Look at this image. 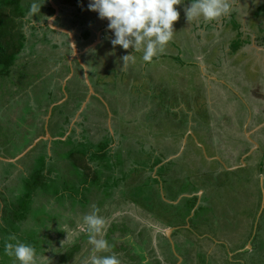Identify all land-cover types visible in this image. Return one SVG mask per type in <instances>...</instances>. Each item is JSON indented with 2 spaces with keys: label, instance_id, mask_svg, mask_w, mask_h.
I'll return each mask as SVG.
<instances>
[{
  "label": "rangeland",
  "instance_id": "rangeland-1",
  "mask_svg": "<svg viewBox=\"0 0 264 264\" xmlns=\"http://www.w3.org/2000/svg\"><path fill=\"white\" fill-rule=\"evenodd\" d=\"M33 2L22 0L20 8L29 11ZM251 3L253 13L249 22L254 25L259 9L264 6L256 0ZM91 12L86 9L82 15L88 17ZM174 31L164 55L156 60L154 57L144 67L145 75L136 87L129 85L127 89L121 87L122 81L115 83L113 90L123 94L120 106L118 94L111 100V96L103 93L111 90L107 82L94 88L89 101H94V105L84 111L87 121L83 120L82 124L92 128V136H84L85 141L75 140L71 135L66 139L59 137L50 146L41 139L31 149L33 159L28 160L29 154H25L11 162L4 160L13 158L9 156H16L32 143L25 136L26 128L39 127L42 131L47 125L51 134L58 132L59 114L69 113L70 99L89 93L82 81L70 79L65 87L69 98L53 106L51 114L48 109L50 118L44 123L45 114H41V119L40 112L46 111L43 107L49 103L48 95L61 96L56 90L67 75L68 48L57 49L47 41L50 35L41 38L26 30L37 44L29 43L13 66L5 69L0 65V157L3 158L0 190L6 193H0V264H13L12 258L3 252L5 240L13 235L21 242H40L37 264H56L53 255L59 252L64 255L69 246L79 241L80 248L64 264H85L93 246L88 243L83 217L93 207L99 209L98 215L105 220L103 238L113 235L120 238L119 242L127 243L124 248L117 244L118 250L115 249L123 258L121 264H264V126L255 134L246 129L251 136L238 128L249 116L253 118L250 130L264 118V63L254 64L249 59L263 55L255 51L258 53L255 57L254 50L245 44L216 65L218 46L194 48L185 39L188 29L175 26ZM94 47L90 56L82 59L86 62L91 56L92 60L99 56L100 64H96L101 78L107 79L114 73L119 74L118 78L124 75L136 78L135 73L132 77L131 71L124 73L126 68H122V57L134 51L121 50V46H115L120 50ZM138 53L134 54L135 62L130 61L128 66L137 61V65L145 63ZM198 53L205 57L196 59ZM64 54H67L65 59ZM200 62L215 65L207 70L200 68ZM73 68L74 73H82L75 63ZM151 78L161 84V89L154 90L155 83L149 85ZM147 91H153V99L147 96ZM178 98L183 101L178 103ZM181 103L183 106L178 107ZM232 106L242 115L235 113ZM109 111L114 116L108 119ZM222 116H228L226 123ZM113 135L115 144L110 143L112 154L106 155V162L95 161L93 168L92 163L84 160L90 165L83 168L90 174L80 171L75 160L83 159L75 157L80 156L81 149L88 146L95 149L97 142L109 141ZM210 136L216 138L210 142ZM185 139L179 157L162 167L170 168L169 174L162 173L161 177L165 179L162 184L165 199L175 200L174 205L166 204L159 199L160 185L151 183L155 178L149 179L156 173L152 160L175 154ZM251 139L260 148L256 144L249 148ZM76 147L77 154L73 155L71 151ZM233 164H236L234 169ZM92 173H95L94 182ZM113 181L118 183L111 188ZM189 183L200 191L202 202L198 210L192 213L191 208L187 214L189 202L185 198L177 200ZM37 221L42 225L38 226ZM113 224L127 230L109 232ZM142 228L150 230L148 242L146 237L137 235ZM166 230L169 233L164 237L162 233ZM131 237L133 242L129 240ZM171 242L177 245V252ZM108 252L111 249L96 255L104 256ZM134 252L137 258L131 257ZM3 257H6L4 262Z\"/></svg>",
  "mask_w": 264,
  "mask_h": 264
},
{
  "label": "crops",
  "instance_id": "crops-1",
  "mask_svg": "<svg viewBox=\"0 0 264 264\" xmlns=\"http://www.w3.org/2000/svg\"><path fill=\"white\" fill-rule=\"evenodd\" d=\"M251 1L252 0H229V2L231 4V11L229 12V14L222 15L221 17H219L216 20L211 21V22H206L203 20L202 17H200V18L194 19L191 23H189L186 20L185 8L190 5V0H183V2L180 4V6L176 5L177 10L180 12L178 20H181V21H180V23H178V25L176 23L178 20L175 21L173 24V27L181 26V27H184V29H186V30L188 29V32L185 33V35H186L185 39L189 40L191 46L194 48L203 47L206 49L211 44H213L214 47L218 46V53L216 55V61H215L216 65L221 63L226 57L229 56V54H234L235 52H237V49L234 51L232 50V47H231L232 44L231 45L228 44L229 42L234 41L235 37H236V39H237V37H239L243 42V43H241L240 47H238V48H243L246 44L252 48L251 49L252 51L254 50L253 52H254L255 57H257V54H258L255 51H258L259 54L263 55V57H261V58L257 57V58H255V60H253L252 58H249L253 61L254 64H257V63L260 64V61L262 63H264V42H263L264 41V21L261 20V18L264 19V7L259 9L258 15L255 19V21L256 20L257 21L254 23V25H252L251 22H249V17L253 13L250 11L251 7H252ZM256 2H260V4L264 6V0H256ZM88 3H89V0H59L58 6L60 8V12L62 11L64 17L67 16V18L69 19L68 23L72 22V23L81 24V26L83 25V29H81L80 31H77V28L72 29L73 37H75L76 39H77V36H82V38H84V39L86 38L84 42L86 44H89L87 48H89L90 46L94 47L96 45L99 50H101V47H106V48L110 49L111 47H113V45L110 43V40H111V38H114V37H113L112 32L107 29L108 21H107V19H103V20L100 19L98 17V13L95 11H92L88 15V17H84L83 15H85V14H83L82 12H84L86 9H88V7H87ZM62 23H64V24H62ZM66 23L67 22L63 21V22H61L60 25L65 26V27H67L66 29H68V26ZM253 28H255V29H253ZM26 30L27 29H25V32H26ZM250 37H251V39H250ZM261 40H262V43L258 42ZM170 42H172V41H170ZM114 50H120V49H116V47H115ZM121 50H124V49L122 48ZM127 50L133 51L132 48H129ZM138 54L142 58V53L139 52ZM163 55H164V53L157 56V57H161ZM157 57H155L154 59L156 60ZM204 57L205 56L202 53L196 54V59L201 58V60H202V58H204ZM99 59L100 58L98 56L97 59H94L93 61H91L90 65H89L90 66L89 69L87 68V66H85V70L83 68V70L86 71V73H87V77H88L89 83L91 85L92 92H91V94L88 93V94H90V96L87 97L88 94H86V96H84L82 98L80 95H79V97H75L74 99H72L70 97L71 99H70L69 103H72V104H70L71 108L68 110L69 113H66V116L64 117L63 123L60 126H58V132L56 131L53 134H51V132L49 131L50 129L47 127V125H45L46 128L42 131L39 129V127L35 128L33 130L32 129L29 130V131H32L33 133H35L36 137L33 133L28 132V130L25 131V133H26L25 135L27 136V138L31 139V141H32V143L30 145H28L27 148L31 145L32 146L27 150L25 149L26 151H24L23 154L20 155L21 157H23L25 154H29V157L27 159L29 160L31 157L33 159L34 155H32L33 150H31V149L37 147L36 145L38 142L41 141V139L43 141H45L46 145L50 146L51 142L59 139V137H63V139H66V138L70 137V135H71L73 138H75V140L81 141V140H79V138H83L82 140L85 141L84 138L87 135L92 136V128L90 126H87V125L83 126L82 124L84 121H87L86 116L84 115V111L88 110L89 106L94 105L93 104L94 101L89 102L91 99V95L94 93V88L95 87L98 88V86L101 83H103V85H104V83L107 82V85L110 87L111 90L108 91L109 93H105V92H103V93L106 94V96L109 98L111 96V100H113V98L117 97V94L119 95L118 98L121 99L123 94L119 93V92L116 93L113 90L114 87L116 86L115 83L116 82L120 83V81H122V83H124V84L121 87L122 88L125 87L127 89L129 87V85H133V87H136L137 84L139 83V81L141 82V80L143 79L141 76L145 75L146 70L144 67H146L148 65V63H144L142 65H137V63H138V61H137L134 65L130 64L129 66H127L126 69H124V73H125V70H127L128 72L131 71L132 77H133V74L135 73L134 75L136 78H128L125 75L118 78L119 74L114 73L113 76H111V74H110L109 77L107 76L108 77L107 79H103V78H101V76H99L98 69H97L96 63L99 61ZM200 63L202 65V66L199 65L200 68L206 67L207 70L211 69V68H209L211 65L212 66L215 65L214 62H209V63L200 62ZM99 64L100 63L98 62V65ZM91 70L93 73H89V72H91ZM113 70L114 69L111 68V71H113ZM139 70H140V73L137 72ZM71 71H72V69H71ZM84 71L80 75L76 74V76L73 75L75 73H74V71H72L71 73H69L68 76L64 77L63 81L60 82V85H58V87L61 86L62 88L65 89V87L67 86V83L70 79H77L79 81H82L85 84V87L87 88V90L89 91L88 85H87L85 78H84ZM208 75L210 76L212 74L209 73ZM157 76H160V75H157ZM211 79L213 81H221V80L214 79L212 77H211ZM150 80H152V81H151V83H149V85H152V83H155V86L152 85L154 90L161 89L160 83L156 84L157 81L154 80L153 78H151ZM92 82L94 84H92ZM228 88L230 89V87H228ZM141 91L145 92L143 90H141ZM153 91H151V92L147 91L148 92L147 96L152 98V99L154 98V96L152 94ZM155 92L156 91H154V93ZM163 93H165V91ZM236 94L238 95L240 100L243 99V97H241L239 95V93H236ZM260 94L263 95L262 93H260ZM58 96H59V94H58ZM62 97H64L63 91H62V96H60L58 98V100L55 102L56 106L59 105V103H62L64 100H66V98H69L67 93H66V98L63 101H61L63 99ZM182 101H183L182 99L178 98V103H180ZM121 102H122V99L118 102V106H120ZM244 103H245V105H247L246 101H244ZM177 106L181 107V106H183V103L178 104ZM52 108L53 107L48 108L50 114H51ZM232 108L234 109L235 113H240V112L235 111L236 108L234 106H232ZM43 109L45 110V108H43ZM47 111L40 112V118H41V114H45L44 119H43L44 123L46 122V120L48 123V120L50 118V115H48ZM212 114H213V112H212ZM111 115H113V114L110 113V111H109L108 119ZM234 115H236V114H231V116H234ZM240 115H242V114L240 113ZM251 119L253 120V118H251V116L248 117V120L244 119V123L243 124L241 123L242 126L240 125V127H238V128H242L245 132H246V129H249V132L260 129L261 127L259 128L258 126L260 125L261 122H264V118L259 120V122L257 123L258 126L256 128H254V126H252L253 130H250L251 128H248L249 126H251L250 125ZM89 120H90V117H89ZM221 120H224V122L228 121V116H222ZM110 121H111V119H110ZM245 121H246V123H245ZM231 123L232 124L235 123V118H234V121H232ZM108 125H110L109 120H108ZM77 126L78 127L80 126V128H78ZM37 130L39 132H36ZM63 131H64V133H63V135H61ZM45 132L48 133V136L43 138V136H45ZM249 132H246L247 135ZM38 135H39V137H42V138H39ZM50 137H53L52 141L49 140ZM214 138H216V137L210 136V137H208V140L211 142V140H213ZM35 140H37V141L34 142ZM91 142H93V141L91 140ZM184 143H186V139L182 143L181 147H183ZM200 145L203 146L204 144L203 145L200 144ZM251 147H252V144L249 146V148H251ZM255 147L259 148L260 145L259 146L255 145ZM60 148H62V147H60ZM64 150L66 151V149H64ZM74 150H72L71 152H73ZM54 153H56V151ZM73 155H76V154H73ZM247 155L248 154L244 155L243 158L246 157ZM52 157H55V154ZM80 157H82L83 160H75V161L77 164H79V168L81 170H83L84 166L90 165V164H85L84 160L89 162V159H88V156H78V157H75V159H79ZM89 163L94 164L93 162H89ZM90 167L94 168L93 165ZM234 168H236V164H233L232 169H234ZM156 171H157V168L155 169V172ZM156 183L159 186L158 181ZM158 189H159V187H158ZM0 193H2V192H0ZM159 193H160V189H159ZM161 198H162V196H161Z\"/></svg>",
  "mask_w": 264,
  "mask_h": 264
},
{
  "label": "clouds",
  "instance_id": "clouds-1",
  "mask_svg": "<svg viewBox=\"0 0 264 264\" xmlns=\"http://www.w3.org/2000/svg\"><path fill=\"white\" fill-rule=\"evenodd\" d=\"M182 2L183 0H89L87 7L97 12L100 19H107V29L114 37L110 40L113 47L121 46L124 50L132 48L134 54L142 52V60L151 63L154 57L164 53L167 44L172 41L175 32L173 24L180 15L175 6ZM43 3L38 4L34 0L29 15H38ZM230 11L229 0H190V5L185 8V16L189 23L200 17L211 22ZM134 54L122 57V68H127L130 61L135 62ZM98 213L99 209L93 207L92 212L83 217V222L87 225L88 243L93 246L92 254L85 264H121L115 254L96 255L108 251L110 247L103 238L105 220ZM3 252L12 258L13 264H37L36 249L30 243L19 241L14 235L5 240Z\"/></svg>",
  "mask_w": 264,
  "mask_h": 264
},
{
  "label": "trees",
  "instance_id": "trees-1",
  "mask_svg": "<svg viewBox=\"0 0 264 264\" xmlns=\"http://www.w3.org/2000/svg\"><path fill=\"white\" fill-rule=\"evenodd\" d=\"M21 2H22V0H0V65L4 66L5 69L13 66V64L16 63L17 60L21 57L20 55H21L22 51L24 52L25 48H27L26 45L28 43L26 42L27 34L25 32V29H27V30L32 29L33 30L36 27L35 22H33L32 19H30L29 17H27L29 11L27 9L20 8ZM241 43H243L242 40L239 37H237V39H235V41L232 43V46H233L232 50L234 51V50L238 49V47H240ZM24 46H25V48H24ZM66 71H69V69L67 67H66ZM4 72L6 73L7 71L4 70ZM7 73H9V70ZM90 73H93L92 70ZM58 93H59V95L62 96V91H61L60 87L58 89ZM51 95L52 94L48 95V96H50L48 99L49 103L45 104L43 107L46 109V111L48 110L49 105L51 103L56 102L59 98V97L53 98V96H51ZM29 132L33 133L32 131H29ZM63 133H64V131L62 132L61 135H63ZM110 138H111V136L109 137V141L105 140L103 142H101V141L98 142L95 145V149H93L92 146H88L86 149L85 148L81 149V151L79 152L80 156H88L89 162H93L94 164L96 163L95 161L106 162V160H105L107 158L106 155L112 154V153H110L112 150H110V148H109V145L112 141V139H110ZM71 153L77 154V148ZM160 160H161L160 158H157L155 161H152L151 166L153 167V166L157 165L160 162ZM94 164H93V166L96 165V164L95 165ZM83 170H84V173L90 174V173L86 172V170L84 168H83ZM83 170H80V171H83ZM94 175H95V173L93 174V177L91 178V180L93 182L95 180ZM149 179L152 180V177H150ZM120 180H123V179L120 178ZM93 182H91L90 185H92ZM115 182L116 181L111 183L112 184L111 188H113L117 185V184L114 185ZM145 182L148 183L149 181L146 180ZM156 182H157V180L154 179V182H151V183H156ZM116 183H118V182H116ZM83 186H84V184H83ZM140 186H141V184L139 185V187ZM159 199L162 202H165L160 197H159ZM194 201H195V198H194ZM194 201L191 203V200H190V204H189V207L187 209V214H189L190 209L192 208ZM165 203L167 204V202H165ZM170 205H172V204L170 203ZM38 224H39L38 226L42 225L39 222H38ZM117 230H123V228H120V227L117 228V224H113V226L110 229H108L109 232H111V231L113 232V231H117ZM124 230H127V228H125ZM13 231L17 232V230L15 228L13 229ZM35 233L36 232H33L31 234H33L35 237V235H36ZM162 234L165 237L166 233L164 232ZM137 235L146 237L147 242L149 240H151V237L149 236L150 230H148L147 228H142L141 230H139L137 232ZM133 237H131V239H129L132 242L134 241ZM165 239L167 240V238H165ZM106 240L108 241V243L110 245L109 249H111V253L108 252V253L104 254V256L115 254L117 256V258L121 262H123L121 260L123 258H121V256H119V253H117L115 251V249L118 247L117 244L121 243V242H119L120 238H116L113 235H111V236L108 235ZM11 242H13V241H11ZM26 243H30L36 249V253L38 252V249L41 246L39 241L30 240V241H27ZM0 244L2 245L1 242H0ZM125 244H127V243H125ZM125 244L121 243L120 248H124ZM76 246H77V248H76ZM80 246H81V243L79 241L78 242L75 241L71 246L68 247L66 252L64 251V255L60 252L57 254H54L53 257L56 258V264H64L65 262L69 261L72 258L74 251L78 250L80 248ZM176 246L177 245L174 244L173 250L174 251L176 250L175 252H177ZM125 249L127 251L126 255H128L130 250L128 249V247ZM116 250H118V248ZM176 256L181 257V256H178V254H176ZM131 257L137 258L138 257L137 253L134 252V254ZM2 259L4 262L6 257H3Z\"/></svg>",
  "mask_w": 264,
  "mask_h": 264
},
{
  "label": "flooded vegetation",
  "instance_id": "flooded-vegetation-1",
  "mask_svg": "<svg viewBox=\"0 0 264 264\" xmlns=\"http://www.w3.org/2000/svg\"><path fill=\"white\" fill-rule=\"evenodd\" d=\"M54 2H55V4L57 5V7H58V14L54 17V19H53V24L54 25H56V26H59V27H64V28H67V27H65V26H62V25H60L61 24V22H63V21H65V22H67L66 24H67V26H68V29H70L71 31H72V29H74V28H77V31H80L81 29H83V25L81 26V24H78V23H72V22H70V23H68V21H69V19L67 18V16H65L64 17V15H63V13H62V11L60 12V8H59V6H58V4H59V0H53ZM35 2L36 3H43V0L41 1V0H35ZM52 11V12H51ZM64 12V11H63ZM54 13H55V10L52 8V6L50 5V2H49V0H44V3L42 4V6H41V9H40V13L38 14V15H34V16H31V15H29V13H28V15H27V17H29L30 19H32V21L33 22H35V25H36V27H35V29H29L30 31H32V33L31 34H33V35H35V36H39V35H41V38L43 37V36H48V35H50L49 36V40H47L48 42H50V43H52V46L53 47H55V48H57V49H62V48H68L66 51L68 52V57L64 54V55H62V56H64V59H65V56H66V60H67V58H68V60H69V66H68V69H69V71H67V75L66 76H68L69 75V73H70V70L72 69V71H74V68H73V63H75L76 64V66H78L79 68H80V70L82 71V73H83V66H87V68L89 69V65H90V63H91V61H93L92 60V56H91V60H90V58H89V60L88 61H86L85 62V60L83 61V56H85V57H89L90 55H89V52L91 53L92 51H91V49H93V47L92 46H90L89 48H87L88 47V45L89 44H86L84 41H85V39H83L82 38V36H77V39L75 38L74 39V44H75V46H76V49H77V52H78V54H76V55H72L73 54V50H72V46H71V42H70V38H69V36H68V34L67 33H65V32H61V31H57V30H54V29H52V28H50L49 26H48V19L51 17V16H53L54 15ZM65 13V12H64ZM63 16V17H62ZM61 21V22H60ZM62 24H64V23H62ZM65 24V25H66ZM27 26V25H26ZM36 40H37V38H35ZM53 40V41H52ZM26 42L29 44V43H32V42H34L33 44H37V42H35V40H32V39H30V36H28V34H27V36H26ZM27 44V45H28ZM86 44V45H85ZM26 45V47H28ZM24 48H25V46H24ZM26 49V48H25ZM59 59V58H58ZM61 62H62V59L61 60H59L58 61V63H57V65H60L61 64ZM79 63V64H78ZM87 63V64H86ZM71 68V69H70ZM81 73V74H82ZM90 73V72H89ZM74 76H76V73L75 74H73ZM65 76V77H66ZM60 88H61V91H63V89L64 88H62L61 86H59ZM54 90H55V88H54ZM65 90V89H64ZM56 91H58V90H56ZM63 98V97H62ZM61 98V99H62ZM60 99V100H61ZM55 103V102H54ZM54 103H52V104H54ZM51 104V105H52ZM59 104H61V103H59ZM54 106H56V105H54ZM60 115V117H59V121H60V125L63 123V121H64V117L66 116V113L64 114H59ZM46 122H47V120H46ZM76 124V123H75ZM258 126V124H256V125H254V128H256ZM30 129H34V128H32V126H30V127H28V128H26V130L25 131H27L28 130V132H29V130ZM253 130V129H252ZM259 130L260 129H258V130H255V131H251V133H256L257 131L259 132ZM26 134V133H25ZM28 135V134H27ZM26 136V135H25ZM249 136H251V135H249ZM27 137V136H26ZM115 136L113 135V136H111V138L110 139H112V141H111V143L112 144H115V138H114ZM52 138L53 137H50V141H52ZM59 140V139H58ZM256 140H253V139H251V144H256V142H255ZM254 144V145H255ZM257 145V144H256ZM258 146H259V144H258ZM27 148V147H26ZM25 148V149H26ZM180 148H181V146H180ZM180 148L178 149V151L177 152H175V154H169L167 157H160V156H158L157 158H160L161 160H160V162L158 163V164H161L160 166H158V168H157V171H156V173H155V171H154V173H155V175H151L153 178H155L156 180H157V178L158 179H160L159 181L160 182H158L159 183V185H160V194H161V196H162V198L164 199V201H166V202H172V204L174 205L175 204V200H169V201H167L166 199H165V194H164V191H163V188H162V184H165V179L164 178H161V177H163V175H162V173L164 174L165 172L167 173V175L169 174V170H170V168H169V170H167V169H162V167L164 166V164H166V162H168L169 160H171V159H169L170 158V156H174V155H176L178 152H179V150H180ZM260 148V147H259ZM25 149L23 150V151H21L18 155L16 154V156H15V158H14V156H9V158L10 157H13V158H10V159H7V160H4V161H9V160H13V161H16L17 159H19V158H21V154L25 151ZM177 157H179V155H177L176 157H174V158H177ZM213 157H217V156H213ZM157 158H153V160L152 161H155ZM173 158V159H174ZM3 158L2 157H0V160H2ZM167 159H169V160H167ZM13 161H11V162H13ZM156 166V165H155ZM154 166V167H155ZM169 171V172H168ZM150 176V177H151ZM162 180V181H161ZM164 187H165V185H164ZM186 188H188V189H186ZM183 190H185V192H182L181 194H179L180 196H179V198H178V202L181 200V199H183V198H185L184 200H186V201H188L189 202V204H190V200H191V203L194 201V198H195V201H194V203H193V206H192V213L194 212V210H198V208H200V204H201V202H202V200H201V198L202 197H200V191L199 190H197V188L195 187V186H193L192 187V184H188V187H185V188H183ZM0 192H2L4 195L6 194L4 191H2V190H0ZM202 206V205H201ZM202 207H204V206H202ZM171 246H172V248L174 247V244L171 242ZM179 256V255H178ZM142 264V263H141Z\"/></svg>",
  "mask_w": 264,
  "mask_h": 264
},
{
  "label": "water",
  "instance_id": "water-1",
  "mask_svg": "<svg viewBox=\"0 0 264 264\" xmlns=\"http://www.w3.org/2000/svg\"><path fill=\"white\" fill-rule=\"evenodd\" d=\"M49 2H50V5L52 6V8L55 10V13H54L53 16H51V17L48 19V26H49L50 28L54 29V30H57V31H61V32H65V33H67L68 36H69V38H70V42H71V46H72V50H73V54H72V55H76V54H78L77 49H76V46H75V44H74V37H73V33H72V31L69 30V29H66V28H64V27L56 26V25H54V24L52 23V22H53V18L58 14V7H57V5L55 4V2H54L53 0H49ZM83 68H84V70H85V66H83ZM71 72H72V71L70 70V73H71ZM84 78H85V81H86V83H87V85H88L89 93L91 94L92 89H91V85H90V83H89V80H88V77H87V73H86V71H84ZM90 94H88L87 97H89ZM63 95H64V97H63V99H62L61 101H63V100L66 98V92H65L64 89H63ZM61 101H60V102H61ZM58 103H59V102H58ZM55 104H56V103L52 104L51 107H53ZM262 126H264V122H263V124H260L258 127L260 128V127H262ZM46 136H48V133H47V132H45V136H43V138H45ZM36 141H37V140H35L34 142H36ZM33 144H34V143H33ZM254 144H255V143H254ZM31 146H32V145H31ZM31 146H29L28 148H26V150L29 149ZM182 148H183V147L180 148L179 152H178L176 155H174V156H170L169 159L176 157V156L182 151ZM26 150H25V151H26ZM22 154H23V153H22ZM169 159H167V160H169ZM9 161H13V160L11 159V160H9ZM160 165H161V164H157V165L154 167V171H155V169H156L158 166H160ZM165 233L168 234V233H169V230H166Z\"/></svg>",
  "mask_w": 264,
  "mask_h": 264
}]
</instances>
